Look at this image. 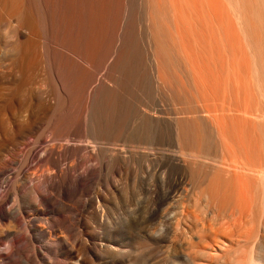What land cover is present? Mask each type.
<instances>
[{
  "label": "bare ground",
  "instance_id": "bare-ground-1",
  "mask_svg": "<svg viewBox=\"0 0 264 264\" xmlns=\"http://www.w3.org/2000/svg\"><path fill=\"white\" fill-rule=\"evenodd\" d=\"M187 90L207 104L177 119L182 150L193 153L183 156L199 163L213 142L221 149L201 195L224 221L200 230L202 253L221 262L264 234V0H0V264H59L74 250L62 231H79L85 209L118 234L92 196L107 146L135 124V137L154 132L146 113L169 136L162 105L184 107ZM102 241L93 247H123Z\"/></svg>",
  "mask_w": 264,
  "mask_h": 264
},
{
  "label": "rangeland",
  "instance_id": "rangeland-1",
  "mask_svg": "<svg viewBox=\"0 0 264 264\" xmlns=\"http://www.w3.org/2000/svg\"><path fill=\"white\" fill-rule=\"evenodd\" d=\"M157 94V90H152L151 104L158 105ZM193 95V90H187L188 97L184 107L167 101L163 103L162 107L169 112L168 116L172 120V131L169 136L162 135L160 122H154L157 115L146 113L153 117H146V119L149 120L150 127L154 132L147 134L143 139L135 137V124L133 127L126 128L107 146V154L110 157L109 169L105 171L106 176L103 174L104 177L103 175L100 177L92 196H100L99 200L119 224L120 232L118 234L115 232L111 220L108 224L109 228H105L104 225L100 226L101 218L94 215L89 209L83 210L79 231L69 233L65 230L62 231L61 236L67 239L68 246L74 250L73 253L63 251L59 257V264H234L231 261L234 256L244 259L247 264L252 257H264V239L262 238L264 234L261 230L254 232L255 225L253 222L250 225L251 220L248 222V226H245L244 232H254L252 239L228 250L226 258H223L226 262L221 261V263L215 256H207L201 251L208 247L206 240H200L202 235L200 230L203 226L215 223L213 225L216 229L218 223L224 221L215 210L208 206L207 201L205 202L206 199L201 195L202 189L206 187L208 179L214 171L213 168L221 156V149L213 142L200 152L199 163H192L193 165L189 163L188 158L183 156L193 153L191 150L184 152L182 150L176 131L177 119L180 117L191 118L197 114L198 107L207 104L204 99L198 97L196 100ZM209 104L214 105V102L209 101ZM143 110L145 111V109ZM149 149L154 151L151 153ZM154 163L158 167L154 166ZM149 165L151 166L150 172L153 171L151 175L146 170ZM191 170L195 171L197 178L191 176ZM177 177L178 179H176ZM113 182L116 185L112 186ZM175 182L176 184H174ZM102 185L107 186L104 188ZM106 188H109L110 191H107ZM172 191H174L173 197L160 207L159 199H162L166 192ZM182 213L183 218L181 217ZM101 232L103 233L101 234ZM106 238L121 240L123 244L121 251L115 252L110 249L93 247V244L99 245Z\"/></svg>",
  "mask_w": 264,
  "mask_h": 264
}]
</instances>
